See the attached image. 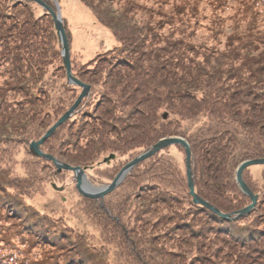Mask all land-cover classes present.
<instances>
[{
    "label": "trees",
    "instance_id": "obj_1",
    "mask_svg": "<svg viewBox=\"0 0 264 264\" xmlns=\"http://www.w3.org/2000/svg\"><path fill=\"white\" fill-rule=\"evenodd\" d=\"M79 1L116 46L83 61L62 20L70 73L88 91L38 149L107 185L180 136L194 192L214 210L189 194L179 144L135 163L101 198L77 192L96 234L34 205L49 186L75 185L29 144L82 87L67 79L51 15L32 0H0V264H264V164L258 179L253 166L242 171L256 196L247 211L235 180L242 161L264 158V0Z\"/></svg>",
    "mask_w": 264,
    "mask_h": 264
},
{
    "label": "rangeland",
    "instance_id": "obj_2",
    "mask_svg": "<svg viewBox=\"0 0 264 264\" xmlns=\"http://www.w3.org/2000/svg\"><path fill=\"white\" fill-rule=\"evenodd\" d=\"M51 2L55 7V11L58 10L61 21L64 20L68 25L73 37V48L81 50V59L83 61L91 58L100 50L104 51L113 45L116 46L107 29L94 19L93 15L79 0H51ZM22 156L23 154L19 152L17 158L20 159ZM252 166V173L258 179L261 167L258 165ZM17 167V171L24 172V169ZM66 181L68 182V180ZM67 182L61 183L62 185L59 188H51L49 186L44 196L36 195L32 202L40 209L50 205L54 206L58 208V213L67 225L96 234V231L93 232L94 229L89 225L86 218L75 209L77 191L74 189V184H67Z\"/></svg>",
    "mask_w": 264,
    "mask_h": 264
},
{
    "label": "water",
    "instance_id": "obj_3",
    "mask_svg": "<svg viewBox=\"0 0 264 264\" xmlns=\"http://www.w3.org/2000/svg\"><path fill=\"white\" fill-rule=\"evenodd\" d=\"M41 5L53 18L55 28L58 33L59 40L62 43V58L64 62V66L66 68L67 73V79L69 82H73L79 86L82 87V91L80 95L77 97L75 102L71 105V107L42 135V137L37 141H32L29 144V149L32 151V153L44 156L46 159H52L55 166L57 167V170L65 169L72 171L74 173V178L76 180V188L78 192L83 195L84 197L88 198H98L102 197L105 193L112 190L115 185L122 179L125 172L133 166L135 163H138L139 161H142L143 159L152 156L154 153H156L158 150H160L163 147L172 145V144H179L185 149V161H186V173H187V182H188V188H189V194L193 196V200L196 203L204 204L206 207L213 209L208 203L201 200L194 192L193 188V182L191 177V171H190V149L189 145L186 140H184L180 136H169L160 139L156 144L152 146V148L137 157H135L133 160H131L129 163H127L114 177V179L111 181V183L107 186H94L92 185L87 179L84 174V171L80 167H73L70 165H66L64 163H61L60 161L54 159L49 154H43L39 149L38 146L43 142V140L49 136L55 128L66 121L71 113L74 111V109L79 104L82 97L86 94L88 91V86L79 82L78 80L74 79L70 73V62H69V51H68V43L66 40V36L64 33V28L62 25L60 14L57 11H53L49 8V6L43 1V0H32ZM111 157V156H110ZM257 164H264V158H256V159H249L242 161L236 168L235 171V180L240 187L241 191L246 193L251 198V203L248 205L244 210H249L255 202L256 196L252 195V193L248 190L247 186L245 185L244 181L242 180L241 174L244 168L251 166V165H257Z\"/></svg>",
    "mask_w": 264,
    "mask_h": 264
}]
</instances>
